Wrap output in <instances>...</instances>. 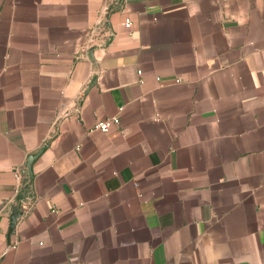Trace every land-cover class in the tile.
I'll list each match as a JSON object with an SVG mask.
<instances>
[{"label": "crops", "instance_id": "1", "mask_svg": "<svg viewBox=\"0 0 264 264\" xmlns=\"http://www.w3.org/2000/svg\"><path fill=\"white\" fill-rule=\"evenodd\" d=\"M115 3L0 0V264H264V0Z\"/></svg>", "mask_w": 264, "mask_h": 264}, {"label": "water", "instance_id": "2", "mask_svg": "<svg viewBox=\"0 0 264 264\" xmlns=\"http://www.w3.org/2000/svg\"><path fill=\"white\" fill-rule=\"evenodd\" d=\"M121 0H116L115 5L113 8L116 7L118 3H120ZM112 8V10H113ZM97 47H93L90 51L91 53L96 49ZM41 154V151L31 155L28 158V161L23 169V176H22V184H21V190L20 193L17 197L16 205L14 206L13 210L11 211V230L10 233H13L15 230V227L17 225V222L19 218L21 217V212L19 211L18 207L19 204L24 201L23 194L25 193L26 189L31 188L32 186V181H33V163L35 160L38 159L39 155Z\"/></svg>", "mask_w": 264, "mask_h": 264}, {"label": "built area", "instance_id": "3", "mask_svg": "<svg viewBox=\"0 0 264 264\" xmlns=\"http://www.w3.org/2000/svg\"><path fill=\"white\" fill-rule=\"evenodd\" d=\"M125 26L126 28L130 29L132 27V21L130 19L125 20ZM119 124V119L117 117L114 118H108L105 120H100L97 122L95 125V130L101 131L103 133H108L110 128L113 125H118Z\"/></svg>", "mask_w": 264, "mask_h": 264}]
</instances>
